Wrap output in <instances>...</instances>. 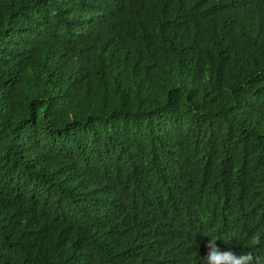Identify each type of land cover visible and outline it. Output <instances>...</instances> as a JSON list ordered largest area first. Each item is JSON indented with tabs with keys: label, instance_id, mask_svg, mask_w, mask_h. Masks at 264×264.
Masks as SVG:
<instances>
[{
	"label": "trees",
	"instance_id": "obj_1",
	"mask_svg": "<svg viewBox=\"0 0 264 264\" xmlns=\"http://www.w3.org/2000/svg\"><path fill=\"white\" fill-rule=\"evenodd\" d=\"M209 239L264 264V0H0V264Z\"/></svg>",
	"mask_w": 264,
	"mask_h": 264
},
{
	"label": "clouds",
	"instance_id": "obj_2",
	"mask_svg": "<svg viewBox=\"0 0 264 264\" xmlns=\"http://www.w3.org/2000/svg\"><path fill=\"white\" fill-rule=\"evenodd\" d=\"M258 242V238H257ZM208 252L205 257L206 264H251L252 256L250 254L237 255L228 250L221 251L214 240L209 239L207 243Z\"/></svg>",
	"mask_w": 264,
	"mask_h": 264
}]
</instances>
